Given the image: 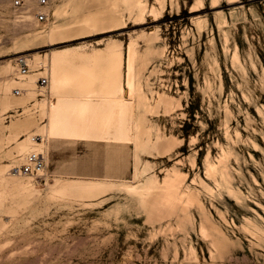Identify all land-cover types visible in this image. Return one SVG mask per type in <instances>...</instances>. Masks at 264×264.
<instances>
[{
  "label": "rangeland",
  "instance_id": "374dc122",
  "mask_svg": "<svg viewBox=\"0 0 264 264\" xmlns=\"http://www.w3.org/2000/svg\"><path fill=\"white\" fill-rule=\"evenodd\" d=\"M23 1L0 0V264H264V0ZM111 45L125 89L109 99L126 113L45 135L58 99L37 82L46 53ZM37 147L44 171L17 173Z\"/></svg>",
  "mask_w": 264,
  "mask_h": 264
},
{
  "label": "bare ground",
  "instance_id": "6f19581e",
  "mask_svg": "<svg viewBox=\"0 0 264 264\" xmlns=\"http://www.w3.org/2000/svg\"><path fill=\"white\" fill-rule=\"evenodd\" d=\"M132 4L137 6L140 12L145 10L143 0H132ZM56 30V27H52L49 44L55 43L56 38L53 36L56 35ZM128 47V61L126 64L127 75L124 78V84L129 88L130 92L133 93L136 88L134 65L136 52L132 43ZM46 56L44 64L49 65L51 70H49L51 72L49 89L53 94L58 95V99L56 98V101L49 104L51 109L49 123L45 124L43 127L45 135H55L61 128L69 134V128H72V126L77 128L76 132L80 129L82 132L80 133L81 135H89L94 130L96 131L100 127L107 125L111 118L117 119L121 114L123 115L126 113L127 107L123 100L112 101L109 99L114 97L118 89L121 91L125 89L122 85L125 59L123 57V48L121 45H111L108 46L106 50L95 49L91 53L71 50L69 48H60L49 54L46 53ZM99 80L101 81L100 83H98ZM35 83L36 78H31L23 84V88L28 91L30 96H34L35 94ZM8 88V85L4 87L5 90H8ZM68 88H72V92L76 94H74L76 97L83 95H86L85 97L103 96H101L102 99L99 101L83 100L82 98L77 99L71 97L72 95L63 93L69 91L66 90ZM47 105V101L44 100L41 102L42 109H46ZM109 106H113L115 116L110 117L108 120L106 112ZM70 111H73L75 115L72 116L69 113ZM79 112H81L83 116L81 113L77 116L76 113ZM68 117H73L74 119V123L70 127L68 124ZM77 118L79 119L77 120ZM30 124L31 123H26L21 125V134H25L26 137L19 140L20 149H25L29 143L28 139L31 135L28 134ZM223 177L225 178L226 176Z\"/></svg>",
  "mask_w": 264,
  "mask_h": 264
},
{
  "label": "built area",
  "instance_id": "2783aa9c",
  "mask_svg": "<svg viewBox=\"0 0 264 264\" xmlns=\"http://www.w3.org/2000/svg\"><path fill=\"white\" fill-rule=\"evenodd\" d=\"M38 4L41 7H45L49 4V0H38ZM24 5L23 0H14V6L15 7H22ZM36 18L38 21H47L49 19V11L46 9L39 10L36 13ZM29 70L27 67L26 61L22 59L21 63V71L23 73H26ZM37 82L43 87L47 86L49 83L48 76L42 75L37 79ZM17 94L21 93V89L17 88L15 89ZM33 140H38L39 135L32 136ZM36 143H39L38 141ZM20 161V163L13 167V169L19 173V174H40L44 171L46 167V157L40 148H34L31 149L29 152H27Z\"/></svg>",
  "mask_w": 264,
  "mask_h": 264
}]
</instances>
